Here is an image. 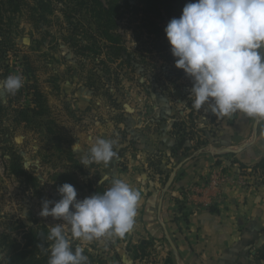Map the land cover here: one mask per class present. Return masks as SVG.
Here are the masks:
<instances>
[{"label": "rangeland", "instance_id": "374dc122", "mask_svg": "<svg viewBox=\"0 0 264 264\" xmlns=\"http://www.w3.org/2000/svg\"><path fill=\"white\" fill-rule=\"evenodd\" d=\"M128 1L132 6L136 4L135 0ZM113 2L119 7L118 26L113 32L120 35V40L114 44L120 52L108 55L103 49L102 58L89 54L87 59L73 44L74 38L85 40L87 28L96 31L90 1L35 0L29 7L7 13L8 39L0 45V80L19 75L23 86L14 95H0V103L5 108L0 125V261L8 253V245L3 241L5 235L23 246L29 229L39 231L44 227L49 230L52 224H63L39 213L44 199H60L57 189L66 182L76 188L77 199L94 194L92 190L104 182L106 190L114 178L124 180L140 192L133 229L124 237L106 236L84 241L71 238L69 233L73 249L82 246L88 264H166L168 255L173 259L176 256L168 237L175 246L183 240L186 230L181 224H185L187 216L182 205H178L170 220H144L145 195L141 187L157 173L150 165L162 160L164 153H156L148 162L133 149L130 137L146 133L141 144L155 145L151 125L147 124L143 130L134 127L142 121H152L150 115L142 117L141 111L146 106L154 107L157 99L166 100L172 107L189 105L193 108L187 96L192 81L182 69L175 67L164 31L170 18L160 24V33H149L143 25V14L135 13L125 0ZM36 88L45 99L46 107L41 114L34 110ZM202 109H194L186 125L187 132L194 135L190 155L171 164L173 171L178 169V179L185 171V164L195 170L207 160H214L209 150L214 142L211 139L225 143L222 142L224 137L217 134L221 129L214 124L217 115H207ZM22 112L26 114L25 121ZM205 115L207 119L202 118ZM235 129L238 133L239 127ZM263 129L264 121L261 131ZM250 132L251 128L241 137L232 132L233 140L229 144L243 142ZM261 135L258 140L264 138V131ZM97 137L113 141L117 155L108 164L91 163L86 168L80 157ZM77 142L82 152L72 149ZM250 150L242 154H251ZM224 156L230 158L232 155ZM135 159H144L148 166L144 162L141 166ZM16 162L23 172L15 171ZM180 194L183 202L185 196ZM162 222L168 233L163 239ZM256 226L259 230L252 237L254 248L250 249L249 258L253 264H264L254 257L255 246L264 244V226L259 222ZM64 227L67 230L66 224ZM150 229L153 235L149 234ZM142 239L151 240L153 245L147 248V256L137 258L133 245ZM49 243L46 240L42 245L47 248ZM37 250L39 254H48L41 247Z\"/></svg>", "mask_w": 264, "mask_h": 264}, {"label": "clouds", "instance_id": "9594fccd", "mask_svg": "<svg viewBox=\"0 0 264 264\" xmlns=\"http://www.w3.org/2000/svg\"><path fill=\"white\" fill-rule=\"evenodd\" d=\"M175 67L191 79L192 107L207 105L213 115L240 112L264 120V0H189L178 18L164 29ZM23 86L19 75L0 80V95ZM72 149L82 152L79 142ZM114 142L97 137L81 164L110 163ZM59 200L44 199L39 213L63 222L49 226L45 248L48 264H88L84 248L73 249L71 238L92 241L124 237L134 226L140 192L119 178L103 193L77 199L70 183L57 189ZM67 225V230L64 225Z\"/></svg>", "mask_w": 264, "mask_h": 264}, {"label": "crops", "instance_id": "0c3cea01", "mask_svg": "<svg viewBox=\"0 0 264 264\" xmlns=\"http://www.w3.org/2000/svg\"><path fill=\"white\" fill-rule=\"evenodd\" d=\"M187 96L190 97V93ZM157 102L154 107L146 106L141 111L142 117L152 116L153 122L142 121L134 126L138 130H143L147 124L151 125L154 133L151 136L154 138L155 145L146 142V144H141L144 140L143 134L146 133L130 137L133 149L146 157L148 162L156 153H164L162 160L150 165L151 168H156L157 173L143 184L144 187H141L145 195L144 220L172 219L180 204L179 194L183 193L185 201L182 207L187 217L185 224L181 225H184L186 233H184L183 240L176 245L174 264L177 262L183 264H245V262L252 261L249 258L250 249L254 248L251 241L256 230H259L256 222L264 226V171L260 168H253V165L264 158V138H260L247 149H251V154L243 155L244 151L237 155L230 154L232 155L230 158L224 155L213 156L214 160H207L195 170H191L188 164H185V168L182 166L185 169L182 172L183 175L178 179L176 172L174 181L167 189L171 175L168 178L166 176L174 172L171 165L175 162L174 160L171 162V147L176 142L174 124L183 122L188 125V120L194 115V109L189 105L172 107L167 104L166 100L157 99ZM202 112L212 115L207 105L204 106ZM207 117L205 115L202 118L207 119ZM214 122L216 128L221 129L217 134L221 138L224 137L222 142L229 144L233 140L232 132L235 135L239 134L240 137L245 136L250 126L252 127L254 118L236 112L231 118L217 115ZM221 123L225 124L221 126ZM261 124L260 135L264 131V129L261 131ZM235 127H239L238 133L235 132ZM133 132L132 128L131 133ZM135 160L138 164L144 162L148 166L144 159ZM147 166L143 169L146 170ZM215 168L222 169L225 175L226 181L220 188L207 186L208 174ZM163 183L165 186H162ZM193 186L196 189L191 191ZM189 195H192L190 200ZM165 225V222H162L163 237L161 239L166 235ZM149 231V234L153 235V230Z\"/></svg>", "mask_w": 264, "mask_h": 264}, {"label": "trees", "instance_id": "16d2710c", "mask_svg": "<svg viewBox=\"0 0 264 264\" xmlns=\"http://www.w3.org/2000/svg\"><path fill=\"white\" fill-rule=\"evenodd\" d=\"M31 1L35 0H0V45L7 41L8 29L6 27V18L7 13H14L22 10L25 6L30 5ZM85 1V0H83ZM91 2V11L95 19L96 31L93 32L91 28L85 30L86 36L83 38H74L73 44L75 47H79L78 52L81 55L87 56L93 54L96 58L103 57V49H106V53L111 55H119L120 48L114 46L115 43H118L120 40V35H115L113 30L118 26L117 19L120 17L118 13V5L113 2V0H87ZM135 5H130L128 0H125V4L129 7L134 8L135 13L143 14V25L148 30V32H154L156 34L162 31L161 23L165 18H178L182 14V8L189 0H135ZM89 36H88V35ZM102 42V44H101ZM102 63L105 60H101ZM93 87V84L92 86ZM36 92V109L38 114L43 113L45 110V99L44 94L39 90L35 89ZM39 107V109H38ZM5 108L0 103V125L3 123ZM23 121H25L26 114L21 113ZM176 131V142L171 147V162L180 157L190 155L193 146L190 143L194 139L193 132H187L186 125L183 122H175L174 124ZM1 127V126H0ZM251 128V127H250ZM260 130V129H259ZM217 142V140L211 139V141ZM181 160H178L180 162ZM254 169L260 168L264 171V158L259 160L255 165ZM15 171H22L20 169V164L16 162ZM23 172V171H22ZM169 177V174L166 178ZM35 178V177H32ZM36 179V178H35ZM99 185L95 190H92V193H103L105 191L104 185ZM182 200H179L180 204ZM181 206V207H182ZM49 233V230L44 228L39 231H34L29 229L25 233L26 242L22 246L17 240H10L6 235L3 237L5 245H8V253L3 261H0V264H48L49 255L37 253V248L39 245L43 244L46 241V237ZM49 242V241H48ZM153 245L151 240L142 239L139 244L133 245L135 249V254L137 258H144L147 256V248ZM256 252L254 254L257 261H264V244L261 247H255ZM141 251V252H140ZM166 264H174L173 258L171 255H168ZM245 264H253L252 261L245 262Z\"/></svg>", "mask_w": 264, "mask_h": 264}, {"label": "water", "instance_id": "95a60500", "mask_svg": "<svg viewBox=\"0 0 264 264\" xmlns=\"http://www.w3.org/2000/svg\"><path fill=\"white\" fill-rule=\"evenodd\" d=\"M128 109L130 111H132L131 108L128 107ZM263 121L264 120L254 119V122H253L252 127H251L250 135L241 143L227 144V143L211 142V144L209 145V150H210L211 155L214 157L223 156V155H230V154L237 155V154H240V153L246 151L247 149H249L251 146H253L257 142L258 137L260 135L259 127ZM177 170L178 169L176 168L174 170L173 174L171 175V177L168 181V184H167V189H168L169 185H171V183L174 181ZM166 234L168 237L167 231H166ZM168 239H169V242H170L172 248L174 249V251H176L177 248H176L175 244L170 240L169 237H168Z\"/></svg>", "mask_w": 264, "mask_h": 264}, {"label": "built area", "instance_id": "2783aa9c", "mask_svg": "<svg viewBox=\"0 0 264 264\" xmlns=\"http://www.w3.org/2000/svg\"><path fill=\"white\" fill-rule=\"evenodd\" d=\"M225 181H226L225 175L223 174L222 169L215 168V169L211 170L208 174L207 186L208 187H214V188H220ZM195 189H196V187L193 186L191 188V191H194ZM188 199L189 200L192 199V195Z\"/></svg>", "mask_w": 264, "mask_h": 264}]
</instances>
